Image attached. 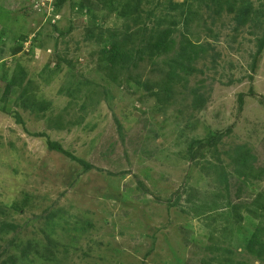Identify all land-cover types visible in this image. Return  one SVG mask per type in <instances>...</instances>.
<instances>
[{
    "label": "rangeland",
    "instance_id": "1",
    "mask_svg": "<svg viewBox=\"0 0 264 264\" xmlns=\"http://www.w3.org/2000/svg\"><path fill=\"white\" fill-rule=\"evenodd\" d=\"M82 1L0 0V75L20 64L37 101L49 104L44 112L23 111L15 106L17 93L2 99L0 82V110L17 112L24 124L0 111V221L18 226L0 235V264L20 255L26 241L52 254L48 261L55 258L35 263L31 252L34 264H203L211 257L209 247L227 249L238 264H261L246 250L257 222L241 212L238 224L227 215L224 198L216 203L213 194H224L218 181L223 168L231 205L238 203L232 158L242 151L262 173L244 191L264 189V51L251 70L264 0L203 7L198 39L209 51L194 73H179L185 87L177 86L168 104L98 72L109 32L123 34L125 22L95 7L87 16ZM170 1L184 2L141 0L140 22L147 31L160 22L182 27L185 9L173 10ZM238 11L253 18L241 28L233 21ZM90 32L99 43L89 39ZM144 65L140 71L147 75ZM74 82L77 102L68 96ZM192 91L204 104L192 103ZM216 133L224 134L216 148L206 146ZM46 140L63 153L50 150ZM197 143L204 145L199 152ZM10 202L25 204L15 211ZM203 205L216 208L201 212ZM48 222L55 229L52 243L42 236ZM14 237L16 252L9 246Z\"/></svg>",
    "mask_w": 264,
    "mask_h": 264
},
{
    "label": "trees",
    "instance_id": "2",
    "mask_svg": "<svg viewBox=\"0 0 264 264\" xmlns=\"http://www.w3.org/2000/svg\"><path fill=\"white\" fill-rule=\"evenodd\" d=\"M230 0H184L182 4L176 2H169V6L174 9H182V27H176L167 25L161 27V22L154 28L147 31V28L140 22V5L141 0H83L81 5L85 7V13L88 16L90 10L99 8L100 10H107L108 12L115 13L116 16L125 22L124 33L118 34V31L112 30L109 32L108 43L105 42L103 48H101L99 54V61L97 65L98 72L102 73L104 78L108 82H112L118 86L122 85V80L131 82L137 88L145 91L148 96L153 98L155 102L161 104H168L170 99L176 93V87L181 85L185 87L186 79L180 76L179 73H194V65L203 58L204 54L209 51L210 46L208 44L203 45L199 43L198 35L201 28V12L203 7L212 6L215 4L227 5ZM206 5V6H205ZM57 9V6L54 7ZM184 8V9H183ZM246 12H236L233 21L237 28L245 26L248 20L253 19ZM150 17V14L147 15ZM250 17V18H248ZM90 19V18H89ZM258 25L256 24V27ZM135 28V29H133ZM261 32H258L256 40V52L252 61V72L256 69V64L260 60L264 51V23L262 25ZM122 36V39L119 37ZM90 40L95 43H99L100 39L95 37L93 32L88 34ZM208 47H205V46ZM22 48H13L11 54L17 55ZM144 66H147V75L143 74L140 70ZM178 71V72H177ZM0 82L2 86V99L8 101L11 94L17 93V100L14 102L15 106L23 111H38L44 112L49 109V104L45 102H38L36 97L32 94V85L30 81L26 80V73L22 66L18 63L13 65V68L3 69L0 75ZM73 91H68V96L71 101L77 102L80 98L75 97L80 95L78 85L74 82ZM77 87V88H76ZM194 105L200 106L204 104L203 97L197 92L192 91ZM73 94V95H72ZM85 103V101L83 102ZM243 107V96L238 97V110L241 111ZM2 113L12 116L21 126H24L23 121L20 119L17 112L10 111L8 108L3 107L0 110ZM81 112L84 108L80 109ZM59 117L57 121H60ZM117 130L120 132L121 128L118 122L115 120ZM229 133V130L225 134ZM223 133H216L207 140L206 146L216 148V143L223 137ZM38 138H44L45 135L40 134ZM47 141V145L50 150H56L63 153L61 147L58 144H54ZM197 152L204 148L203 143H197ZM68 158L76 163L80 164L84 170L91 169L90 166L83 164L76 158L65 154ZM198 154L195 152L190 155L191 159H194ZM234 161L235 176L238 178L236 192L234 193L238 203L231 205L228 182L224 177V169H221V173L218 176V181L224 185V194L220 196L216 193L213 194L214 201L216 203L218 198L223 197L227 206V215L235 217L236 222L240 224L243 221L244 215L249 219L257 222L253 233L248 239L246 250L251 253L261 264H264V189L256 194H247L244 188L247 187L249 181H261L262 173L256 172L252 157L247 151L236 153L232 158ZM244 196V199L242 197ZM247 198V199H246ZM219 201V200H218ZM214 202V203H215ZM15 211L22 210L24 202L14 203L10 202ZM14 203V204H13ZM203 205L199 210L203 212H210V210L216 208ZM3 210V209H2ZM1 212V211H0ZM241 212L244 215H241ZM198 215L200 213H197ZM49 221V220H48ZM48 228L42 234L45 241H49L55 233L54 225L50 222L47 224ZM78 229V226L72 227ZM18 229V226L12 223H5L0 221V235L11 233ZM79 230V229H78ZM221 232H225L221 230ZM16 238H12L9 242V246L14 248L16 252L19 246L15 243ZM51 241V242H50ZM49 242L52 243V240ZM213 241V240H212ZM19 250L20 255H12L2 264H34L42 262H53L55 258L48 261L53 255L46 252H40L37 249V244H33L31 241L22 243ZM221 250V249H220ZM218 247H209L208 251L211 253V257L208 260H204L203 264H238L236 261H232L229 258L230 254L227 249L220 251ZM223 251V252H222ZM33 252L35 260H29L30 253ZM221 254V255H220ZM229 254V255H228ZM52 255V256H51ZM32 257V256H31ZM30 261V262H29ZM243 264V263H239Z\"/></svg>",
    "mask_w": 264,
    "mask_h": 264
}]
</instances>
